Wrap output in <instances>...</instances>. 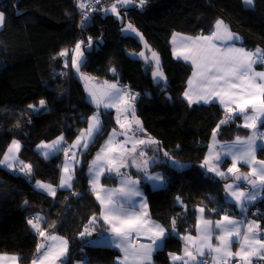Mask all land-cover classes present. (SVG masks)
Segmentation results:
<instances>
[{
	"label": "trees",
	"instance_id": "1",
	"mask_svg": "<svg viewBox=\"0 0 264 264\" xmlns=\"http://www.w3.org/2000/svg\"><path fill=\"white\" fill-rule=\"evenodd\" d=\"M114 3L117 0H100L89 13L88 23L81 26L78 0H0V12L5 14L0 28V159L11 141L18 139L22 144L18 159L32 166L28 175L0 165V253L18 255L21 264H31L38 254L40 236L27 222L37 215L45 218L40 222L42 231L67 239L64 264H114L120 255L119 249L90 243L80 235L89 227L103 232L98 222L101 205L90 188L88 169L116 126V112L100 109L104 130L82 151L70 189L60 187L63 151L45 159L37 150L42 141L59 136L72 144L95 111L83 80L73 68H66L65 58L58 55L78 39L84 42L82 50L87 47L88 37L93 41L92 48L84 53L86 62L80 71L98 82L129 84L132 91L138 92L136 114L144 131L159 143L162 162L155 168L161 169L166 178L163 186H151L136 169L128 171L140 180L150 215L170 233L156 251L155 262L171 264L170 253L182 251V236L196 233L199 207L214 222L226 214L240 213L235 202L225 196L224 186L230 178L219 177L202 166L213 130L226 119L225 112L217 103L189 104L184 99L193 67L174 56L172 37L177 32L209 34L216 21L222 19L247 48L264 50V0H253L251 6L244 0H146L142 7L134 3L119 6V18L104 11ZM127 23L141 32L150 49L159 53L165 76L162 81L154 80L150 57L132 55L143 50L148 54L149 49L136 35L124 33ZM112 68L115 73L110 71ZM41 99L46 101L44 108L33 111L28 107L39 106ZM259 127L264 129L262 124ZM249 132L237 115L220 126L216 137L220 142H229ZM172 159L184 167L171 165ZM259 159H264L263 151ZM38 180L56 186L55 196L36 189ZM102 181L107 186L115 185L117 176L107 173ZM177 197L182 203H177ZM246 215L260 221L264 240V189ZM94 216L97 220L90 223ZM173 218L175 232L171 230ZM256 264H264V260Z\"/></svg>",
	"mask_w": 264,
	"mask_h": 264
},
{
	"label": "snow or ice",
	"instance_id": "2",
	"mask_svg": "<svg viewBox=\"0 0 264 264\" xmlns=\"http://www.w3.org/2000/svg\"><path fill=\"white\" fill-rule=\"evenodd\" d=\"M93 3L99 4L100 0H93ZM131 3V0H117V3L112 4L110 9H105L106 13L111 12L118 18L120 13L118 11L119 6H127ZM146 3V0H140L141 7ZM246 5L251 6L253 0H244ZM81 9L87 8L86 3L80 2L78 5ZM89 17L87 12L84 14V19L81 22L83 26ZM5 22V14L0 12V27ZM124 31L136 32V29L130 23ZM142 39V37H141ZM87 47L82 50L81 45L83 41L77 42L71 56V67L80 72L81 66L86 62L85 51L92 48V38L88 37ZM175 40V37H174ZM238 41L239 36H235L228 30L227 25H224L222 20H217L215 30L208 36H199L196 38L186 37L182 39L181 47L183 51L175 52L177 56H182L185 60H191L194 66L193 77L199 84V90L196 92V99L193 100L189 95V92L184 93L185 98L188 99L189 104L199 103L201 101L208 103L213 101V98H219L221 104L225 106L227 117L221 120L217 125V128L213 130V137L218 134V129L222 124L228 123L234 119L237 115H243L245 123L243 127L254 130L253 135L245 139L237 136L235 141L230 144L219 145L220 152H214L209 157L205 158L204 164L208 166V171L215 173L217 176L225 177L227 174L219 170V163L222 162V155L230 156L232 159V166L227 169V173L233 174L236 181L246 180L253 189H264V161H259V169L253 166L250 175L238 174L237 164L240 161H244L246 164H255V152L257 148L264 149V145L257 144L258 124L264 125V71H254V65L258 63H264V50L257 48L255 51H248L243 47L218 46L216 41ZM67 49L62 50L58 55L61 57L68 56ZM143 56V53L139 54ZM153 59L156 61V70L152 75L154 80L159 82L164 78L163 72L159 68V57L153 53ZM65 67H69L68 60H65ZM112 72H116L115 68L110 69ZM81 78H84L81 74ZM107 83V82H105ZM189 86L193 85V79H189ZM139 94H132L123 91L116 84L108 85L99 97L95 93H91V100L94 101L99 108L103 105L105 109L115 108L117 112L116 123L124 130L119 135H123L125 140L118 146L113 144L114 138L118 135L116 129H113L101 146L100 151L97 152L96 158L92 161V165L89 167V173L93 178L90 180L93 191L96 194V199L100 201L102 205V211L100 217L103 223L109 225L108 231L111 233L110 238H107L108 246L115 247L124 253L123 258L118 257V264H150L152 254L154 251L160 249L164 241L169 236V231L162 225L150 222L147 219V212L138 213L134 211L135 201L134 198L142 197L143 193L139 188L140 180H133L127 176L121 175L120 187L112 190H104V196H101L99 191H96V184L98 183L99 176L102 171L101 165L107 168L109 173L115 172L120 175V169L127 166L128 163L135 165L138 171H142L149 181L154 182V187H161L166 182V178L162 174L149 175L148 166L149 160L144 159L140 163H137L135 158L130 162L126 160L127 155L137 154L138 145H152L158 144V141L154 139H135L134 137H128V130L132 129L133 125L140 126L141 122L135 117L134 101ZM46 101L41 99L39 106L29 105L28 107L33 111H38L44 108ZM252 114L249 115L248 113ZM124 115L125 119L121 120V115ZM132 116V120H128V116ZM101 113L95 112L88 118V127L80 131V135L76 137V140L71 145H65L64 137L60 136L51 143L41 142L37 145V150L42 151L45 159L51 155L64 152L66 157L63 173L60 180V187L70 188L72 186L74 169H70L68 166V160L71 153V158L75 162L76 152H72V149L87 150L89 146L94 143L95 138L100 135L104 130L103 121L100 118ZM264 136V134H260ZM131 141V148L127 147V144ZM21 149V144L18 140H13L8 147L7 152L4 154L3 159H0V165H4L8 168L13 167V163L21 165L20 171L26 172L30 175L32 172V166L30 164H24L23 161L18 159V154ZM212 152V150H210ZM140 157H144L145 153L140 150L138 152ZM168 156V153H164ZM155 162V158H153ZM173 164L177 168H183L184 165L178 161H173ZM257 180L259 184H257ZM35 187L37 189L46 191L48 194L55 196L56 189L50 185L37 181ZM225 196L231 198L236 205H238L243 211L246 207V203L252 202L256 198L255 191L244 192L240 191V184H226ZM79 195V194H76ZM177 203H182L180 197L176 198ZM27 203V201H25ZM141 208H146V201L140 202ZM205 209L199 208L201 216L197 220L196 231L199 234L198 243L192 236H187L184 239L193 243V251L196 255H193V251H189L188 247L185 248L183 256H176L170 254L171 258L176 261H182V264H203V261L198 260V256L202 257L206 254L215 252L217 255L214 257V264H227V261L231 257H238L243 264H248L249 258L256 256L260 251H264V240L255 239L259 225H256L254 221L249 222L247 230L242 231V222L234 220L230 214L224 215L220 220L213 223L211 220L203 219V213ZM211 211L217 212V209ZM222 211V209H221ZM44 217L39 215L29 219L27 222L31 228L38 233L41 238L51 239L56 241L55 236L49 237L40 228V222L44 221ZM97 220V217H93L90 223ZM46 222V221H45ZM176 219L171 221V230L175 232ZM219 231L220 235L215 237L218 242L217 247H213L211 240L213 233ZM147 235L149 243H140L135 245L133 243V235L137 238L141 234ZM81 237L85 235L91 236V232L85 228L80 233ZM104 235L103 233L101 234ZM242 236V240H238ZM100 241H91L90 243H103ZM240 242L239 251L233 253L231 246ZM61 246L48 245L40 243L37 245V253L39 254L37 259L32 261V264H57V261H61L64 264L62 258H66L68 255V242L61 239ZM20 257L16 255L8 256L6 254H0V264H5V261H11L13 264L17 262Z\"/></svg>",
	"mask_w": 264,
	"mask_h": 264
},
{
	"label": "crops",
	"instance_id": "3",
	"mask_svg": "<svg viewBox=\"0 0 264 264\" xmlns=\"http://www.w3.org/2000/svg\"><path fill=\"white\" fill-rule=\"evenodd\" d=\"M220 20H222V19H220ZM222 21H223L224 25H227V27H228V24H227L224 20H222ZM214 30H215V28H214ZM214 30H212L209 34H211ZM228 30H230L231 33H233L235 36H239V37H240L239 34L233 32L229 27H228ZM209 34H205V35H203V36H208ZM199 36H202V35L193 36V35H189V34L182 33V32H177V33H175V34L173 35V37H172V51H173V54H174V51H175V52L183 51V48L181 47V43H182V39H183V38H186V37L196 38V37H199ZM174 37H175V40H174ZM215 43H217V45H218V46H221V47L231 45V46H233V47H237V48H239V47H243V48H245V49L248 50V51H255V50H251V49L247 48L245 45H243V44L241 43V37H240V40H238V41H236V40H234V41H222V42H221V41H216ZM148 49H149V48H148ZM148 52H149V53L147 54L146 51H145L144 55H143V56H140V58L148 59V58L150 57V59H151V57H153V52H152V50H150V49L148 50ZM148 55H149V56H148ZM71 56H72V53L69 52L68 56H66V58H65V60H68V62H69V66H70V67H71ZM174 56H175L177 59L184 60V61H186V62H188V63H190V64L192 65L191 60H185L182 56H177V55H175V54H174ZM192 67H193V70H192V73H191L189 79H193V85H192L191 88H190L189 83L187 82V86H186V89H185L184 93H185L186 91H188V92H189V95L191 96V98H192L193 100H195V99H196V92L199 90V87H200V86H199L198 82L196 81V79L193 77L194 66L192 65ZM71 68H72V67H71ZM73 69H74V68H73ZM74 70H75V69H74ZM75 71H76V70H75ZM254 71H256V72H262V71H264V66H263L261 63H258V64H256V65H254ZM76 73H77V72H76ZM78 75H79V77L81 78V74H78ZM83 77H84V76H83ZM81 79L84 81V86H85V88H86V92H87L88 98H89L90 100H91V93H95V94L97 95V97H99V96H100L105 90H107L108 85H111V84H116L118 87H120V88H121L123 91H125V92H129V93H132V94H137V93H138V92H135V91H132V90H127L126 88L123 87V84H121V83L118 82V81H104V82H98V81H96L95 79H92V78H86V77L81 78ZM189 79H188V81H189ZM105 82H107V83H105ZM88 86H89V87H88ZM138 94H139V93H138ZM138 96H139V95H138ZM138 96H137V97H138ZM136 99H137V98H136ZM184 99L188 102V99L185 98V96H184ZM91 101H92V100H91ZM92 103H93L94 106H95V111H94V113L97 112V111L100 112V109H102V108L105 109V108L103 107V105H100L99 108H98L97 105H96V103H95L94 101H92ZM133 103H135V101H134ZM188 103H189V102H188ZM199 103H205V102L201 101V102H199ZM209 103H217V104H219V106H220L224 111H226L225 106H224L223 104L220 103L219 98H213V101H210V102H208V103H206V104H209ZM192 104H194V103H192ZM134 107H135V105H134ZM106 110H110V111H114V112H116V109H115V108H108V109H106ZM94 113H92V115H93ZM248 114L251 115L252 113L249 112ZM92 115H91V116H92ZM91 116H90V117H91ZM116 116H117V112H116ZM239 116L241 117V120H242V126H243V124L245 123L244 116H243L242 114L239 115ZM135 117L138 118L139 121L141 122L140 118H139L138 115L136 114V110H135ZM124 119H125V117H124V115L122 114V115H121V120H124ZM127 119H128V120H132L133 117L129 115V116L127 117ZM262 119H263V118H262ZM87 127H88V126H87ZM113 129H116V132L118 133V135H117V136L114 138V140H113V144L116 145V146H118L119 144L123 143L124 140H125V137H124L123 135H119V134L122 133L124 130H122V129L119 127V125H118L117 123H116V126H115ZM113 129H112V130H113ZM112 130H111V131H112ZM111 131H110V132H111ZM253 131H254V130L250 129V132H249L248 135L239 136V137H241L242 139H245V138H247V137H249V136H252V135H253ZM260 134H264V129H261V128L259 127V124H258V133H257V137H256V139H257V144L264 145V136H262V135H260ZM127 135H128V137H134L135 139H145V140H146V139L151 138V139L156 140L154 137L148 135V134L144 131V129H143V125H142V122H141L140 126L133 125L132 129L128 130ZM108 136H109V135H108ZM59 137H60V136H59ZM56 139H57V138H56ZM56 139H54V140H56ZM107 139H108V137L106 138V140H107ZM235 139H236V138H235ZM235 139L232 140V141H229V142H220V141L217 139L216 136H215V138L212 137V140H211V142H210L209 149H208V151H207V153H206L205 158H206V157H209V156H210L211 154H213L214 152H220L219 145L230 144V143H232L233 141H235ZM13 140H18V139H13ZM13 140H12V141H13ZM54 140H52V141H54ZM106 140H105V141H106ZM12 141H11V143H12ZM18 141H19V140H18ZM52 141H48V142H45V143H51ZM105 141L103 142L102 145H104ZM156 141H157V140H156ZM19 142H20V141H19ZM11 143H10V145H11ZM64 143H65V145H71V144H67V143L65 142V140H64ZM20 144H21V142H20ZM10 145H9V146H10ZM131 146H132V144H131V141H130V142L127 144V147H128V148H131ZM21 147H22V144H21ZM100 148H101V147H100ZM7 150H8V149H7ZM140 150H142V151L145 153L144 157H140V156L138 155V152H139ZM210 150H212V152H210ZM71 151H72V152H76L77 154H76V156H75V162H73V160H72V158H71V153H70L69 157L67 158V160H68V166H69L70 169H75L78 165H80V162H81V153H82V151H85V150H83V149H72ZM99 151H100V149H99L97 152H99ZM158 151H159V143H158V144H152V145H147V144H146V145H138V152H137V154L127 155V156H126V160H128V161L130 162L133 158H135L136 162H137V163H140L142 160L147 159V160H149L148 174H149V175L160 174V173H158L159 168H155V165L159 163V162H158V160H159V159H158V158H159V156H158ZM260 151H263V152H264V149L257 148V150H256V152H255V164H254V165H253V164H246L244 161H240V162H238V164H237V168H238V170H243L244 172H246V173H248V174L250 175L253 166H255V167H257V169H259L260 165H259L258 162H259V161H264V159H263V160H260V159H259V153H260ZM6 152H7V151H6ZM41 153H42V151H41ZM96 154H97V153H96ZM96 154H95L94 158L92 159V161L96 158ZM3 157H4V156H3ZM18 158H19V154H18ZM153 158H155V162H153ZM205 158H204V161H205ZM2 159H3V158H2ZM65 160H66V157H65L64 152H63V163H62L61 177H62V175H64V173H63V168H64ZM92 161H91L89 167L92 165ZM204 161H203L202 165H204V166L208 169V166H206V165L204 164ZM2 166H3L4 168L8 169V170H11V171H14V170L17 169V171H18L19 173H21V171L19 170L20 167H21V165L18 166L17 163H13V167H12L11 169L8 168V167H6V166H4V165H2ZM218 166H219V170H220V171H223V172H225V173L227 174L225 177H229V178H230L229 181H228L226 184H236V183H239V182H236V181L234 180V178H233V174L227 173V169H228L229 167L232 166V159H231L230 156H224V155H222V162H220ZM130 169H136V170H137V168L135 167V165H133V164H131V163H128L127 166L122 167V168L120 169V175H118V174L115 173V172L109 173V172L107 171V168L104 167V165H101V169H97V171H102V174L99 176L98 183L96 184V191H99L100 194H101V196H104V195H105V192L102 191V189H104V190H112V189H117V188H119V187H120V183H121V175H123V176H127V177H129V178H131V179H133V180H139L137 177H134V176H132V175H129L128 171H129ZM73 172H74V171H73ZM73 172H72V175H73ZM140 172H142V171H140ZM107 173H109V174H111V175H115V176H117V183H116L115 185H111V186H109V185H108V186H107V185H104L102 179H103L104 175L107 174ZM142 173H143V172H142ZM212 173H213V172H212ZM161 174L163 175V173H161ZM214 174H215V173H214ZM88 175H89V183H90V180L93 178V176H92V174L89 173V169H88ZM143 175H144V173H143ZM215 175H216V174H215ZM163 176H164V175H163ZM219 177H220V176H219ZM144 178L150 183L151 186L154 187V182L149 181L145 175H144ZM38 181H39V180H38ZM36 182H37V181H36ZM36 182H35V185H36ZM41 182L52 185V186L56 189V191H57L56 186H54L53 184L48 183V182H45V181H41ZM226 184H225V185H226ZM239 184H240V189H239L240 191H244V192L255 191L256 198H255L254 201L249 202V203H246V207H245V209H244L243 211L241 210V208H240L238 205H236V208L238 209V211H240V213H235V214H232V215L230 214V215L232 216V218H233L234 220H237V221H241V222H242V225H241V227H242V231H246V230H247V225L249 224V222L254 221L256 225H259V229H258V231H257V235H256V238H255V239L262 240V239H261V236H260V233H261V225H260V221H259L257 218L247 216V215H246V212H247V210H248V207H250L251 205H253L254 203H256V202L261 198V196H262V192H263V189H259V188H258V189H253L251 185H250V186H247V184H243V183H239ZM257 184H259V181H258V180H257ZM72 185H73V181H72ZM35 188H36V187H35ZM61 188H62V187H61ZM70 188H72V186H71ZM70 188L64 187L63 189H70ZM90 188L93 190V187H92V184H91V183H90ZM139 188H140L141 192L143 193V196H142V197H136V198H134V201H135V205H136V206H135V208H134L133 210L136 211V212H138V213H142V212H145V211H146L147 214H148V215H147V219H148V221H150V222H155V223H158V224L161 225V223H160L158 220H156L155 218H153V217L150 215V211H149V203H148L147 197H146V195H145V193H144V190H143L142 187H141V184H139ZM36 189H37V188H36ZM38 190H40V189H38ZM40 191H42V192L48 194L46 191H43V190H40ZM55 194H56V193H55ZM48 195H51V194H48ZM51 196H53V195H51ZM230 199H231V198H230ZM142 200H143V201H146V204H147V207H146V208H141V207H140V202H141ZM98 202L100 203V201H98ZM100 205H101V203H100ZM199 208H202V207H199ZM199 208L197 209V220H198V218L201 216V213L199 212ZM101 211H102V205H101ZM100 214H101V212H100ZM203 219H207V220H211V221H213L212 219H209V218L206 217V215H205V211H204V213H203ZM220 219H221V218H220ZM220 219H219V220H220ZM98 222L100 223V226L103 228V232H99V231L97 230L96 227H90V228L92 229V230H91V236L85 235V237L88 239L89 242H91V241H100V240H103V241H104L103 243H93V244L101 245V246H108L107 238H110V236H111V233L108 231V229H109V225L106 224V223H103L101 217L98 218ZM213 223H214V221H213ZM102 233L104 234L103 236L101 235ZM217 233H218L217 235H220L219 231H218ZM46 234H47V233H46ZM47 235H48L49 237H51V236H55V237H57V238H61L62 240H66V241H67V239H66L64 236H61V235H58V234H55V233L47 234ZM134 236H135V235H133V237H134ZM187 236H192V237L197 241V243H198L199 234H198L197 231H196L195 234H187V235H184V236H182V238H183V240H184V246H183L182 251H181L180 253H170V254H175L176 256H183L186 247H188L189 251H193V243L190 242V241H186V240L184 239V238L187 237ZM214 236H215V232L213 233V237H212L211 243H212L213 247H217V246H218V242L215 241V237H214ZM139 237L147 238V235H145V234L142 233ZM61 239H57L56 241H53V240H51V239H45V238H41V237H40L39 244H40V243H45V244H48V245H58V246H61V247H62ZM238 240H242V236H241L240 238H238ZM67 242H68V241H67ZM137 246H138V245H137ZM67 247H68V249H69V243H68ZM162 247H163V246H162ZM162 247H161V248H162ZM239 249H240V242H236V243H234V244L231 246V251H232L233 253L239 251ZM156 251H157V250H156ZM156 251H154L153 254H152V258H151V262H150V264H157V263L155 262V259H154V255H155ZM0 254H6V255H8V256L15 255V254H7V253H0ZM38 255H39V254H37L36 257H35L34 259H37ZM193 255H196V253H195L194 251H193ZM216 255H217V254H216L215 252H212L211 254H208L207 251H206V254H205L204 256H202V257H199V256H198L197 258H198V260L202 261V259H203L204 257H208V258L210 259V264H214V259H213V258L216 257ZM16 256H18V255H16ZM123 256H124V253H123L122 251H120V255H119L118 257L123 258ZM118 257H117V258H118ZM66 258H67V257H66ZM66 258H62L64 262H65ZM117 258H116L114 264H118V260H117ZM231 258H232V257H231ZM236 258H238V257H236ZM238 260L240 261V264H243V262H242L239 258H238ZM261 260H264V251H260L258 255L250 257V258H249V261H248V264H256L257 262H259V261H261ZM170 261H171V264H182V261H179V260L174 261V260L171 258V256H170ZM5 264H13V262H11V261H5ZM15 264H21V263H20V261L18 260L17 262H15ZM31 264H32V263H31ZM57 264H61V261H57ZM75 264H84V262L77 261ZM216 264H218V262H216Z\"/></svg>",
	"mask_w": 264,
	"mask_h": 264
},
{
	"label": "built area",
	"instance_id": "4",
	"mask_svg": "<svg viewBox=\"0 0 264 264\" xmlns=\"http://www.w3.org/2000/svg\"><path fill=\"white\" fill-rule=\"evenodd\" d=\"M80 2H82V0H78V5H79ZM83 2L86 3V4L88 5V7H87V8H84V9H81V8L78 6V9H79L80 13L82 14V20L84 19V14H85V12H87V14H88V16H89V13H90L91 11L95 10L96 7H97V4L93 3V0H83ZM132 2H133L134 4H136V5H138V6H141V5H140V0H132ZM87 23H88V21H87L84 25H86ZM84 25H83V26H84ZM79 41H80V40H78V42H79ZM74 48H75V46L72 48V50H74ZM262 64L264 65V63H262ZM124 87H125L126 89H130L129 84H125ZM225 117H227V113L225 114ZM232 120H233V119H232ZM132 239H133V243H134L135 245H138V244L143 243V242H144L145 244L149 243L148 238H144V237H138V238H137L136 236H134ZM202 261H203V264H210V259H209L208 257H204V258L202 259ZM227 264H240V261L238 260V258H236V257H232V258H229V259H228Z\"/></svg>",
	"mask_w": 264,
	"mask_h": 264
},
{
	"label": "rangeland",
	"instance_id": "5",
	"mask_svg": "<svg viewBox=\"0 0 264 264\" xmlns=\"http://www.w3.org/2000/svg\"><path fill=\"white\" fill-rule=\"evenodd\" d=\"M133 2L131 1V3L129 4V5H131ZM119 11V10H118ZM119 17H122V15L120 14V16ZM129 23H127L125 26H124V28H123V31H124V29H126L127 28V25H128ZM1 28V27H0ZM135 28V27H134ZM136 29V28H135ZM124 33L125 34H133V35H136L142 42H143V45H144V48H149V45L146 43V41H145V39H144V37H143V35L141 34V32L139 31V30H137L136 29V32H132V31H124ZM141 37H142V39H141ZM150 49V48H149ZM150 50H152V52L153 53H155L158 57H159V68H160V70L163 72V70H162V68H161V65H160V55H159V53L156 51V50H153V49H150ZM140 53H145V50H143V51H141V52H139V53H132V55H134V54H136V55H139ZM140 56V55H139ZM64 58H66V57H64ZM151 59H152V62H153V70H152V73H153V71H155L156 70V61L153 59V57H151ZM77 74H82L84 77H86V78H92V76H90V75H87V74H85V73H82L81 71L79 72V73H77ZM163 74H164V72H163ZM164 78H165V76H164ZM93 79V78H92ZM163 80V79H162ZM162 80H160V81H162ZM155 81H157V80H155ZM83 83H84V81H83ZM89 87V86H88ZM86 89V88H85ZM225 113H224V115L226 114V111H224ZM159 159V158H158ZM173 161H176V160H171V165H173L174 166V164H173ZM158 162H162V160H158ZM180 163V162H179ZM180 164H182V163H180ZM183 165V164H182ZM207 171H208V169L204 166V165H202ZM158 173H162V170L161 169H159V171H158ZM90 232H91V228L89 227V228H87Z\"/></svg>",
	"mask_w": 264,
	"mask_h": 264
},
{
	"label": "water",
	"instance_id": "6",
	"mask_svg": "<svg viewBox=\"0 0 264 264\" xmlns=\"http://www.w3.org/2000/svg\"><path fill=\"white\" fill-rule=\"evenodd\" d=\"M238 174H240V175H249L248 173H246V172H244L243 170H238ZM233 178H234V180H235V176L233 175ZM236 181V180H235ZM236 182H238V181H236ZM239 183H247L248 184V182L246 181V180H241V181H239ZM249 185V184H248Z\"/></svg>",
	"mask_w": 264,
	"mask_h": 264
},
{
	"label": "clouds",
	"instance_id": "7",
	"mask_svg": "<svg viewBox=\"0 0 264 264\" xmlns=\"http://www.w3.org/2000/svg\"><path fill=\"white\" fill-rule=\"evenodd\" d=\"M78 40H80V39H78ZM77 42H78V41H77ZM77 42H76V44H77ZM76 44H75V45H76ZM75 45H74V46H75ZM74 46H72L70 49H68V52H71V53H72V51H73L72 48H73ZM81 48H82V45H81ZM261 64H262V63H261ZM262 65H263V64H262ZM263 66H264V65H263ZM124 85H125V84H123V87H124ZM129 87H130V85H129ZM124 88H125V87H124ZM127 90H131V88H130V89H127ZM134 105H135V103H134ZM243 184H247V183H243ZM247 186H250V185L247 184Z\"/></svg>",
	"mask_w": 264,
	"mask_h": 264
},
{
	"label": "bare ground",
	"instance_id": "8",
	"mask_svg": "<svg viewBox=\"0 0 264 264\" xmlns=\"http://www.w3.org/2000/svg\"><path fill=\"white\" fill-rule=\"evenodd\" d=\"M144 243V242H143Z\"/></svg>",
	"mask_w": 264,
	"mask_h": 264
}]
</instances>
